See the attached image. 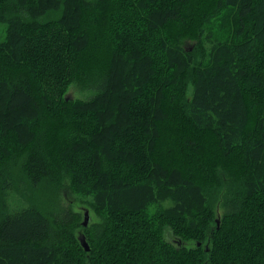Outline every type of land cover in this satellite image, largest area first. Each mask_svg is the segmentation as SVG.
Returning <instances> with one entry per match:
<instances>
[{
	"label": "trees",
	"instance_id": "trees-1",
	"mask_svg": "<svg viewBox=\"0 0 264 264\" xmlns=\"http://www.w3.org/2000/svg\"><path fill=\"white\" fill-rule=\"evenodd\" d=\"M0 24V264H264V0H0Z\"/></svg>",
	"mask_w": 264,
	"mask_h": 264
},
{
	"label": "rangeland",
	"instance_id": "rangeland-1",
	"mask_svg": "<svg viewBox=\"0 0 264 264\" xmlns=\"http://www.w3.org/2000/svg\"><path fill=\"white\" fill-rule=\"evenodd\" d=\"M5 27L3 24H0V41L4 39L5 37ZM69 94L71 98H82L83 94L82 92L79 90V88L77 87H71V89L69 90ZM65 199L61 201L64 203V205H68L71 204V208H73L76 212H81V214L83 213V208L86 207L85 204L83 202H80V198L79 197H75V195H69V193L66 195V197H64ZM14 198L11 197V201L9 203V209H15L17 208V204L15 201H13ZM19 202V201H18ZM21 204V202H19ZM20 204H18V207L20 206ZM91 214V218L92 220H97V218L94 216V214L90 211Z\"/></svg>",
	"mask_w": 264,
	"mask_h": 264
},
{
	"label": "water",
	"instance_id": "water-1",
	"mask_svg": "<svg viewBox=\"0 0 264 264\" xmlns=\"http://www.w3.org/2000/svg\"><path fill=\"white\" fill-rule=\"evenodd\" d=\"M88 223H89V212H88V210H85L84 214H83L82 225L84 227H86L88 225ZM78 241H79V243H80V245H81V247L83 248L84 251H86V252L89 251V246H88V244H87V242L85 240L84 235L80 234L78 236Z\"/></svg>",
	"mask_w": 264,
	"mask_h": 264
}]
</instances>
